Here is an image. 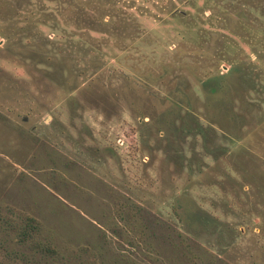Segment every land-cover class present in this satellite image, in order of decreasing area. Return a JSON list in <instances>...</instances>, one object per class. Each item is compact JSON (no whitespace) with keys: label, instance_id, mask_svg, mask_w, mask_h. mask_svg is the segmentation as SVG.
<instances>
[{"label":"rangeland","instance_id":"rangeland-1","mask_svg":"<svg viewBox=\"0 0 264 264\" xmlns=\"http://www.w3.org/2000/svg\"><path fill=\"white\" fill-rule=\"evenodd\" d=\"M0 244L264 264V0H0Z\"/></svg>","mask_w":264,"mask_h":264},{"label":"trees","instance_id":"trees-1","mask_svg":"<svg viewBox=\"0 0 264 264\" xmlns=\"http://www.w3.org/2000/svg\"><path fill=\"white\" fill-rule=\"evenodd\" d=\"M5 221L11 223L14 228L15 243L27 251V254L21 255L22 257L31 260L38 255L49 257L57 255L58 251L52 241L40 237L42 225L34 217L18 214L15 218L7 217ZM0 250L4 251V260H0V264H8L14 261V255L17 256L14 251L5 249L1 244Z\"/></svg>","mask_w":264,"mask_h":264}]
</instances>
